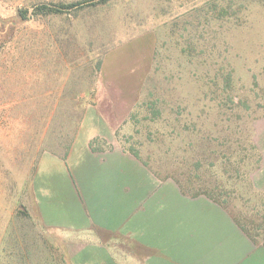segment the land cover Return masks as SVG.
I'll list each match as a JSON object with an SVG mask.
<instances>
[{"label":"rangeland","instance_id":"obj_1","mask_svg":"<svg viewBox=\"0 0 264 264\" xmlns=\"http://www.w3.org/2000/svg\"><path fill=\"white\" fill-rule=\"evenodd\" d=\"M205 1L0 0V264H71L78 242L36 218L27 171L118 154L223 210L264 264V0L204 37L219 58L185 43Z\"/></svg>","mask_w":264,"mask_h":264},{"label":"crops","instance_id":"obj_2","mask_svg":"<svg viewBox=\"0 0 264 264\" xmlns=\"http://www.w3.org/2000/svg\"><path fill=\"white\" fill-rule=\"evenodd\" d=\"M6 158L5 168L0 159V172H12L8 153ZM138 169L134 160L118 154L50 164L44 156L27 171L39 222L78 236L65 251L71 264H247L254 259V242L223 210L186 205L183 197L176 199L174 184Z\"/></svg>","mask_w":264,"mask_h":264},{"label":"trees","instance_id":"obj_3","mask_svg":"<svg viewBox=\"0 0 264 264\" xmlns=\"http://www.w3.org/2000/svg\"><path fill=\"white\" fill-rule=\"evenodd\" d=\"M247 5V0H206L203 5L193 7L190 12L186 13V47L192 49L194 53L197 52V55L208 52L209 58L212 51H214L217 58H219L220 53L218 55L215 51L217 50V44L213 43L210 46L207 42H203V40L207 39L204 37L207 36L212 40L214 27H216L217 31L219 30V32L221 31V34H223L230 28L244 25L246 21L245 15L247 12ZM194 41H202L201 48L198 49L199 46L194 48ZM214 41L217 42V40ZM205 49L207 51H205ZM215 65L216 64L212 63L208 66L214 67ZM221 71L222 69H219L217 75H219ZM207 73L208 72L206 71L204 75L206 79L204 84L209 83L207 81L210 80ZM228 78L229 75L227 74V79ZM213 85H215V83ZM205 139L212 141L215 140L210 138Z\"/></svg>","mask_w":264,"mask_h":264}]
</instances>
